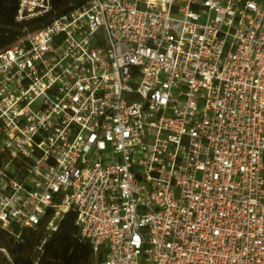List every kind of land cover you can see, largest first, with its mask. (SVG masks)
<instances>
[{
    "label": "built area",
    "instance_id": "obj_1",
    "mask_svg": "<svg viewBox=\"0 0 264 264\" xmlns=\"http://www.w3.org/2000/svg\"><path fill=\"white\" fill-rule=\"evenodd\" d=\"M70 211L99 264H264V0H85L0 50V228Z\"/></svg>",
    "mask_w": 264,
    "mask_h": 264
},
{
    "label": "trees",
    "instance_id": "obj_2",
    "mask_svg": "<svg viewBox=\"0 0 264 264\" xmlns=\"http://www.w3.org/2000/svg\"><path fill=\"white\" fill-rule=\"evenodd\" d=\"M20 0H0V50L14 43L23 36L24 29L36 31L48 24L56 14L65 13L84 4L85 0H52L53 12L44 16L33 17L21 22L16 20ZM76 214L70 211L59 223L56 232L48 236L43 245L40 264H91L94 254L91 245L78 237L75 224ZM44 221L34 229H24L21 238L15 237L0 228V246L9 237L6 248L14 264H35L33 249L40 246L46 235Z\"/></svg>",
    "mask_w": 264,
    "mask_h": 264
},
{
    "label": "rangeland",
    "instance_id": "obj_3",
    "mask_svg": "<svg viewBox=\"0 0 264 264\" xmlns=\"http://www.w3.org/2000/svg\"><path fill=\"white\" fill-rule=\"evenodd\" d=\"M30 18H33V17H28V19ZM18 22H21V21H24L26 20L25 18L24 19H16ZM25 32L24 35H27L29 33H33L34 31H31V30H26L24 29L23 32ZM37 229V228H36ZM34 229V230H36ZM44 234L46 236L49 235V231L47 230L46 226H45V229H44ZM15 237V236H14ZM20 238H17L15 237V240H19ZM9 237H6V240L5 241H2V246H0V264H14L13 263V259H12V256L10 254V252L8 251V249L6 248V244H9ZM39 246H35L34 249H33V259L35 261V264H40V259H42V251L38 248ZM91 264H99L98 263V260L96 259V257H94L93 261Z\"/></svg>",
    "mask_w": 264,
    "mask_h": 264
}]
</instances>
